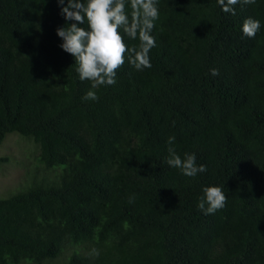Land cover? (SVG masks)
<instances>
[{
  "label": "trees",
  "instance_id": "16d2710c",
  "mask_svg": "<svg viewBox=\"0 0 264 264\" xmlns=\"http://www.w3.org/2000/svg\"><path fill=\"white\" fill-rule=\"evenodd\" d=\"M157 6L151 67L126 58L93 89L60 47L75 22L58 0H0V147L35 148L24 187L0 198V264H264V0L235 15L218 0ZM172 136L207 171L170 167ZM211 186L227 201L205 215Z\"/></svg>",
  "mask_w": 264,
  "mask_h": 264
},
{
  "label": "clouds",
  "instance_id": "9594fccd",
  "mask_svg": "<svg viewBox=\"0 0 264 264\" xmlns=\"http://www.w3.org/2000/svg\"><path fill=\"white\" fill-rule=\"evenodd\" d=\"M225 13L235 15L232 7L238 0H218ZM245 4H254L256 0H243ZM131 5V20L127 6ZM61 15L68 22L57 29V35L63 41L60 47L75 58L76 71L81 81H91L94 89L100 85L115 84L117 69L128 62L137 70L151 67L149 52L155 47V38L151 35L154 22L159 18L157 0H58ZM87 21V29L80 27ZM260 21L251 17L244 20L242 31L252 38L259 31ZM123 29L130 38L139 37V46L129 48L120 34ZM212 75H218L217 69L211 70ZM85 100H96V93L89 90L83 97ZM175 137L168 138L167 164L178 168L182 174L195 177L198 173L207 171L206 165H197L195 154L185 153L182 159L172 146ZM1 158V157H0ZM200 196L198 209L205 215L214 214L223 208L227 197L222 188L217 186L204 187ZM134 202V197L129 203ZM207 205V207H206ZM96 251L95 249L93 250ZM98 254V253H97Z\"/></svg>",
  "mask_w": 264,
  "mask_h": 264
},
{
  "label": "rangeland",
  "instance_id": "374dc122",
  "mask_svg": "<svg viewBox=\"0 0 264 264\" xmlns=\"http://www.w3.org/2000/svg\"><path fill=\"white\" fill-rule=\"evenodd\" d=\"M32 149L30 142L17 135H10L0 147V157L10 159L0 169V198L24 187L29 166L35 163L30 156Z\"/></svg>",
  "mask_w": 264,
  "mask_h": 264
}]
</instances>
